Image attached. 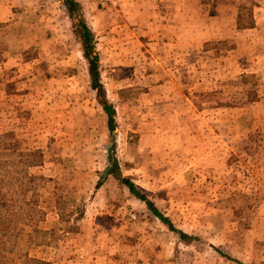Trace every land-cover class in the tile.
I'll return each instance as SVG.
<instances>
[{"label": "rangeland", "instance_id": "374dc122", "mask_svg": "<svg viewBox=\"0 0 264 264\" xmlns=\"http://www.w3.org/2000/svg\"><path fill=\"white\" fill-rule=\"evenodd\" d=\"M76 2L0 0V264H264V0Z\"/></svg>", "mask_w": 264, "mask_h": 264}, {"label": "trees", "instance_id": "16d2710c", "mask_svg": "<svg viewBox=\"0 0 264 264\" xmlns=\"http://www.w3.org/2000/svg\"><path fill=\"white\" fill-rule=\"evenodd\" d=\"M69 5V12H73L75 10H78L79 8L78 3L76 0H63ZM78 28H77V34L81 40L82 49H83V56L88 64V70L91 78V86L93 89L96 90L97 96L99 98L100 104L103 106L104 111L108 115V127L111 131L113 129V116H112V107L104 98V89L102 84L99 82V73H98V56L97 54L92 52V33L89 30V28L86 26L85 22L81 19L78 22ZM117 167V161L116 159L112 160L111 167L108 168L106 171L107 174L111 173L116 178H118L129 190L130 193H132L136 198L139 200H142L147 208L159 219L161 222L165 223L170 230H173L179 234V237L182 239H189L190 236L178 229H176L173 224L169 221L167 217H165L153 204L152 201H150L144 194H142L136 187V185L125 177H120L119 174H116L114 172V168ZM102 180H98L97 186L101 185ZM5 234V233H4ZM3 236V234H2Z\"/></svg>", "mask_w": 264, "mask_h": 264}, {"label": "crops", "instance_id": "0c3cea01", "mask_svg": "<svg viewBox=\"0 0 264 264\" xmlns=\"http://www.w3.org/2000/svg\"><path fill=\"white\" fill-rule=\"evenodd\" d=\"M100 1H102V0H100Z\"/></svg>", "mask_w": 264, "mask_h": 264}]
</instances>
